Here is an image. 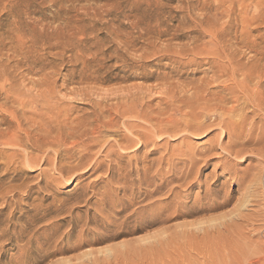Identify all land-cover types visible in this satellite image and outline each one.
Masks as SVG:
<instances>
[{
    "label": "rangeland",
    "instance_id": "obj_1",
    "mask_svg": "<svg viewBox=\"0 0 264 264\" xmlns=\"http://www.w3.org/2000/svg\"><path fill=\"white\" fill-rule=\"evenodd\" d=\"M258 12L264 18V0H0V131L2 117L19 116L24 124L35 123L32 133L38 124L41 131L52 124L49 130L60 125L66 132L93 113L107 116L118 104L152 111L157 123L170 122L162 120L155 132L138 121L140 127L132 131L149 136L146 146L122 152L116 145L100 155L103 141L114 143L112 131L129 135L119 119L118 129L102 133L99 145L82 158L85 164L92 155L102 168L84 174L75 186L53 181L59 175L52 165L58 159L63 168L77 163L82 148H29L40 168L20 164V170L7 173L2 165L16 158L6 156L11 151L5 149L0 154V229L8 230L0 239V264H264V157L256 155L264 142L246 144L241 155L229 154L240 147H228L230 137L220 125L224 120L243 137L263 129L259 120L264 118L249 104L225 117L215 111L214 101L206 104L210 109L195 106V98L207 100L209 93L228 96L221 88L232 82L218 74V64L235 68L253 61L252 44L264 40V24L257 27L250 19ZM9 85L13 89L5 95ZM6 96L21 104L13 105ZM189 100L200 118L186 107ZM195 123L203 131H192ZM68 148L74 152L70 160L65 159ZM113 166L120 170L112 175L106 169ZM131 169L140 171L131 174ZM123 170L130 174L121 186L114 180ZM90 185L93 193L86 190ZM155 187L157 192L144 199ZM105 191L111 198L101 205ZM81 193L84 197L77 198ZM126 198L136 199L126 210L114 203ZM35 215L43 219L26 225ZM124 219L125 231L138 221L153 224L108 239ZM146 238L149 242H142ZM106 248L109 256L102 253Z\"/></svg>",
    "mask_w": 264,
    "mask_h": 264
},
{
    "label": "bare ground",
    "instance_id": "obj_2",
    "mask_svg": "<svg viewBox=\"0 0 264 264\" xmlns=\"http://www.w3.org/2000/svg\"><path fill=\"white\" fill-rule=\"evenodd\" d=\"M261 11V10H260ZM214 18V17H213ZM204 19V18H203ZM208 19V18H207ZM206 19V20H207ZM210 19V18H209ZM251 21H254L255 24L258 23L259 24H264V18L262 17L261 14H259L258 12V15L254 16L253 18H250ZM202 21V20H201ZM211 21V20H210ZM250 21V22H251ZM73 22V21H72ZM204 22H205V19H204ZM214 22V21H213ZM202 23V22H201ZM207 23V22H206ZM254 23H250V26L253 25ZM203 25V24H202ZM208 25V24H206ZM257 25V24H256ZM257 25V27H258ZM204 26V25H203ZM256 27V28H257ZM261 27V26H260ZM210 28V27H209ZM254 30L256 29L255 27H253ZM252 28V29H253ZM260 29V28H258ZM212 31V30H211ZM209 31V32H211ZM246 31V30H245ZM252 31V30H250ZM206 33V32H205ZM215 33V32H214ZM219 33V32H218ZM221 33H225L223 31H221ZM213 34V32H212ZM211 34V35H212ZM214 37H216V35H212ZM213 37V38H214ZM263 37V36H262ZM212 38V39H213ZM261 38V37H260ZM264 43V40L262 39L260 41V43H257L256 44V41L254 44H252V48L254 49V47L256 48L255 50V58L253 59V61L248 64V65H240L239 62L238 64H234L235 68L233 67H228V66H225L223 64H218L219 65V68L217 67L218 65H216V62H215V65L217 67V69L219 70L220 69V72H218V74H222V76H225V79L228 80V82H232V84L230 86H224V88H221V91L222 89H225L228 93V96L226 95H223L224 93H219L220 96L223 95V97H218L219 94H216V96H214V98H211L212 96H210V93L208 94V98L207 100H205L206 98H201L200 97V93H197V92H200L202 89H201V86H199L200 88L198 90L197 89L195 90V87L192 88L194 89L195 91H197L195 93L196 94H200L199 97L200 98H195V106L196 108L199 106L202 107V106H205L207 107V109H210L208 107L210 106H207L208 104L212 103L214 104L215 102V111L219 113V115L225 117V116H231L233 115L234 113H236L238 110L242 109V106L243 105H247L249 104L252 108H253V111L254 112H257L259 115H261L263 118H264V66H261L259 65V63L261 61L264 60V51H262L264 49V46H262ZM257 46L259 47L258 49H261V51H258L257 49ZM220 55V54H219ZM226 55V54H225ZM228 55V54H227ZM233 55V54H232ZM234 57V55L232 56ZM226 60L227 57H226ZM238 59H236L237 61ZM214 61V60H213ZM211 61V62H213ZM235 61V60H234ZM229 62V60H228ZM250 62V61H249ZM248 62V63H249ZM220 63V62H219ZM233 63V62H232ZM232 65V64H230ZM233 66V65H232ZM215 74V73H214ZM1 75H2V72H1ZM217 76V75H215ZM219 76L221 75H218L217 77L219 78ZM221 76V77H222ZM214 77V76H213ZM237 77H240V79H238ZM216 79V78H215ZM215 79H213V81H215ZM216 82V81H215ZM207 83V82H206ZM234 86V88L231 89V86ZM4 87V86H3ZM198 87V86H197ZM203 87V85H202ZM6 88H8L6 90ZM5 88L6 92H4V94H8L9 92L11 93V86H7ZM205 88V87H204ZM4 89V88H3ZM36 89V88H35ZM11 90V91H10ZM4 91V90H3ZM14 91V90H13ZM224 91V90H223ZM15 92V91H14ZM14 92L12 95H14ZM208 91H204L202 90V94L203 93H206ZM16 93V92H15ZM5 94V95H6ZM141 95V94H140ZM194 95V94H192ZM194 95V96H195ZM205 94L202 95V97L204 96ZM212 95H215V94H212ZM8 96V95H7ZM4 97L5 100H10L11 98L9 97ZM193 96V97H194ZM206 96V95H205ZM210 96V98H209ZM11 97V96H10ZM216 97V98H215ZM18 98V97H17ZM126 98V97H125ZM13 99V100H12ZM10 101L13 105H18V104H21L17 99H14L12 98ZM189 99V98H187ZM191 99V98H190ZM189 101H192V100H189ZM189 101L187 103H189ZM211 101H214V102H211ZM182 102V101H181ZM200 102L202 104H200ZM232 102L234 105L231 106L230 108L228 109H225V105H227L228 103ZM194 103L193 101L190 102L189 104H187L186 107H190L191 111L195 108H193V105L192 104ZM6 104V103H5ZM2 105L1 109H3L6 105ZM131 104V103H130ZM185 104V103H183ZM207 104V105H206ZM231 104V103H230ZM189 105V106H188ZM192 105V106H191ZM202 105V106H201ZM20 106V105H19ZM211 106V110L213 109ZM7 107V106H6ZM184 107V106H183ZM182 107V108H183ZM63 108V107H62ZM172 108V107H171ZM197 108V109H198ZM185 109V108H184ZM197 109H195V115H196V111ZM181 110V109H180ZM199 110V109H198ZM210 110V112H211ZM15 111V110H14ZM13 110L10 111V113L12 115H16V111L14 112ZM111 111H113V113H111ZM109 112H107V116H104L102 112H99V113H93L92 116H90L91 118H89L88 121H85L83 123H80L78 126H75V127H68L66 128V132L64 130L63 132V127L60 126V125H57L56 123H54L55 125H57V130L55 131L54 128H52L55 132H57L56 134H54V136L51 134V131L52 133H54L53 130H49V126L52 125L50 124L47 128L48 130L45 128L44 130L45 131H41L42 127H39L40 129H38V126H40L39 124L37 125V130L35 131V127H34V130L35 132L32 133V131H30L31 127L33 126V124L35 125V123H33L32 125L26 120V115H24V113L26 112H22L20 113V116H25V118L23 117L24 121L23 122H26L25 124L21 122V118L19 119L18 117H14V116H11L10 114V118L11 120L13 121H10V118H9V121L8 119L6 118H3L2 117V125H4V129L2 131H0V147H4L2 151H0V154L3 156L4 154H6V152H8L7 154H9V151H11L10 155H6L8 157H10V159H12L11 157H14L16 158L14 160V163L11 164L10 162H4L5 164L2 165L3 169H5L4 171L7 173L8 171H14L16 172V170H20L19 168V165L22 164V165H26L28 166L30 169L34 168L35 167H39L40 166V160L38 158V161H34L33 158H30L29 156H31V154L29 155V152H27L26 150H28L29 148H35L36 150H41L49 145V144H53L56 145L55 147L57 146H60L63 148V146H67L68 147H71V148H76V147H80V149L82 148V152H84L80 157H78L77 159H79V161L71 166H67L66 168H63L62 165H61V159H58L60 161H58L57 163L53 164L52 167L53 169L55 170L56 173H58L57 175H59V178L53 180V181H56V180H60L62 183H65L66 185H76L77 184V181L79 178H81L84 174L86 173H89V172H96L98 171L99 169H101V163L97 162L94 158L92 160V155L91 157L89 158L88 162H86L85 164L82 163V158H86L88 157L89 155L87 154L89 150H91V148L99 145V141H100V136L101 134H105V131H112L115 129H118V122H119V119H122L121 121V125L123 127V129H125L127 131V133H129V135L127 134H119V132H111L112 134H114L116 136L115 140H114V143H111L110 141L109 142H106V141H103V143L99 146V149H100V155H102V153L105 152V156H106V153H107V149L109 147H112V146H116L122 151L124 152L125 150H130V151H138L139 149H141L142 147L146 146V141L147 139L149 138V136L147 135H143V134H139L138 132H134L132 131V127H140L139 124H138V121H143L146 122L150 125V127H152V129L156 132L157 131V124H162V119L161 121H159L160 123H157L158 122V118L154 116L155 113H153L152 111H150L149 113H146V111L143 113L141 112H138L136 111V109H134V106L130 105V106H126V105H123V104H118L116 105V107L111 110ZM171 111V110H170ZM192 111V112H193ZM206 111V110H205ZM209 111V110H208ZM148 112V111H147ZM182 112V111H180ZM191 112V114H192ZM240 112V111H239ZM106 113V112H105ZM172 113V111H171ZM207 113V112H206ZM159 114V113H157ZM156 114V115H157ZM166 114V113H164ZM187 114V113H186ZM104 116L103 118H101L100 116ZM167 115V114H166ZM36 116V115H35ZM41 116V115H40ZM159 117H161L160 115H158ZM164 116V115H163ZM187 116V115H186ZM197 118H200V116L198 117V115H196ZM194 116V117H196ZM192 117V118H194ZM202 117V116H201ZM240 117V116H239ZM39 118V117H38ZM228 118V117H227ZM40 119L39 118V122H40ZM91 119V120H90ZM105 119V121L103 120ZM167 120L169 118H166ZM165 119V123H170L168 121H166ZM188 119V117H187ZM191 119V118H190ZM189 119V120H190ZM43 120V118H42ZM64 120V119H63ZM128 120V121H127ZM129 120H135V123H131L129 122ZM160 120V119H159ZM188 120V121H189ZM193 121V119H191ZM200 120V119H199ZM228 120V119H227ZM62 121V120H61ZM157 121V122H156ZM171 121V124H168L169 127L170 125L171 126H174L175 127V123H172V120H169ZM187 121V122H188ZM194 121L196 122L197 120L194 119ZM261 122V124L264 126V120H259ZM64 122V121H63ZM66 122V121H65ZM73 122V121H72ZM200 122V121H199ZM253 122V121H252ZM52 123V122H51ZM166 123V124H167ZM67 124V123H66ZM70 125V123H68ZM74 124V123H72ZM71 124V126H72ZM165 124V125H166ZM174 124V125H173ZM190 124V123H189ZM65 125V124H64ZM188 125V124H187ZM191 125V124H190ZM196 126H194V128L192 129L195 130L196 132L199 131V130H202V125H197L195 123ZM220 125H222L224 127L223 130H225V135L227 134L228 137H230V144L228 145V147H234V148H237V147H240V149H234L232 148V150L234 149L235 151H228L229 154H233V155H241L244 153L242 147H244L246 144H252V145H260L261 143L264 142V128L261 129L258 133H251V134H248V135H245L243 137L240 136L239 133H234V131L232 129L229 128V125L227 123L224 122V120H222L220 122ZM239 125V124H237ZM24 126H27L26 128ZM54 126V125H53ZM51 126V127H53ZM178 126V125H177ZM56 127V126H55ZM67 127V126H65ZM158 127L162 128L163 129V126H159ZM166 127V126H164ZM173 127H171L172 129ZM180 128V127H179ZM186 128H190V126H186ZM207 128V127H206ZM65 129V128H64ZM166 129H168L166 127ZM170 129V128H169ZM47 130V131H46ZM159 130V129H158ZM175 130V129H173ZM188 130V129H187ZM162 130H160L161 132ZM164 131V129H163ZM166 131V130H165ZM176 131V130H175ZM184 131V129H183ZM203 131V130H202ZM42 132V134H40ZM168 134V130L166 131ZM173 132V131H172ZM201 132V131H200ZM107 133V132H106ZM110 133V132H109ZM159 133V132H158ZM160 134V133H159ZM162 134V133H161ZM170 134V133H169ZM51 135V136H50ZM178 137V136H177ZM114 139V138H112ZM150 139V138H149ZM221 139V138H220ZM71 140V141H69ZM69 141V143H68ZM112 141V140H111ZM101 142V141H100ZM113 142V141H112ZM68 143V144H67ZM81 145V146H80ZM52 146V147H53ZM51 147V146H50ZM51 147V148H52ZM59 147V148H60ZM46 148V147H45ZM44 148V149H45ZM67 148V147H65ZM5 149L8 150L5 152ZM17 149H22L24 152H18L17 153ZM34 149V150H35ZM40 151V152H41ZM44 152V151H42ZM41 152V153H42ZM81 152V151H80ZM74 152H72V149L69 150L66 149L65 151V159H73V154ZM78 153V152H77ZM55 154V153H54ZM76 154V153H75ZM97 154V153H96ZM256 155H258L260 158H263L264 157V146H262L257 152H256ZM57 156H60V155H57ZM97 156V155H96ZM95 156V157H96ZM32 157V156H31ZM39 157V156H38ZM6 158V157H5ZM47 158V156H46ZM49 158V157H48ZM56 158V156H55ZM60 158V157H59ZM9 159V158H8ZM9 159V160H10ZM43 159V157H42ZM64 159V158H63ZM62 159V160H63ZM37 160V159H36ZM45 160V159H44ZM47 160V163L49 162V164L51 163L50 160L48 161ZM52 160L54 161V158H52ZM56 160V159H55ZM86 160V159H85ZM98 160V159H97ZM11 161V160H10ZM16 162V163H15ZM46 162V161H44ZM56 162V161H55ZM60 162V163H59ZM85 162V161H84ZM59 163V164H58ZM45 164V163H44ZM48 164V165H49ZM1 165V164H0ZM51 165V164H50ZM85 165V166H83ZM64 166V165H63ZM40 168V167H39ZM109 173H111L113 175V171L114 170H120L119 168H117L116 166H113V167H109L106 169ZM261 170V169H260ZM140 170L138 169H131V174H138ZM142 173L144 174V176L146 175L145 173V170H141ZM129 171H125L123 170L121 173L122 174H119L116 178H115V183L123 186L125 184H127V176H129L130 172L128 173ZM15 175V174H14ZM147 176V175H146ZM149 177V176H148ZM150 178V177H149ZM148 178V179H149ZM256 178V177H255ZM255 178H254V181H255ZM258 180V179H257ZM264 180V178H263ZM47 180H45L43 182V185L44 187H49L50 186V183L46 182ZM146 181V180H145ZM254 181L252 182V184L254 183ZM149 183V180L147 181ZM240 182V181H239ZM263 185H264V181L262 182ZM135 185H138L137 183ZM105 186H108V185H105ZM154 186V185H153ZM126 187V186H125ZM15 187L14 185L13 186H10L8 189L10 190H13ZM158 188V187H157ZM157 188H153L151 189L148 193H144V199H150V197H152L156 192H157ZM129 189V188H128ZM159 189V188H158ZM86 190H91V192L93 193V190H94V187H91L88 186L86 187ZM250 190V189H249ZM108 191V190H107ZM102 192V195L104 197H107V198H104L101 202V205H104L106 204L108 201L107 199H109V197L111 198L109 194H111L110 192ZM132 191V190H131ZM146 191V190H145ZM13 193V192H12ZM126 193V192H125ZM129 193V191H128ZM133 193V192H132ZM139 193V192H138ZM84 194L85 193H81L79 194V196L77 198H80L81 196L84 197ZM140 194V193H139ZM246 195V194H245ZM126 196V195H125ZM130 196H131V193H130ZM129 196V197H130ZM139 196V195H138ZM137 196V197H138ZM128 197V196H127ZM133 197H135L133 195ZM125 198V197H124ZM121 199V198H120ZM116 200L114 199V203L118 204V205H123V209L126 210L128 209L129 207H131V204L133 200H136V199H130V198H126V199H123V200ZM138 199V198H137ZM142 199V198H141ZM143 201V200H142ZM242 203V202H241ZM150 204V203H149ZM247 204V200L244 199L241 207L243 208L244 206H246ZM249 205V204H248ZM240 206V205H239ZM238 206V207H239ZM150 206H148L149 208ZM146 210V209H145ZM140 212H143V211H140ZM139 214V213H138ZM36 215L34 216L33 219H31L30 221L26 222V225H35L37 224L38 222H40L43 217H38V218H35ZM127 219H124L123 220V223L121 224L122 227L119 228L118 231H115L116 233L114 234H109L108 235V239H112V238H115L116 237H119L120 235H129V234H133V233H136L138 231H141L143 229H146L148 227H150L152 224H153V221L152 220H144V221H138L135 225H133L132 229L130 230H124L123 229V225L125 223ZM9 222V221H8ZM15 224H9V227H14ZM120 226V225H119ZM8 230L5 229H0V239L4 237L5 235V232ZM24 231V230H23ZM24 234V232H22ZM20 232V234H22ZM19 235V234H18ZM23 235H19L18 238H21L23 239ZM160 237V236H159ZM149 238H146L145 240L143 239L142 242H149ZM111 250L110 249H105L104 251H102V253H104L106 256H109L111 254ZM90 254H86L85 257H89ZM36 258H34L33 262H37L38 260H35ZM41 259V258H40ZM66 262V261H65Z\"/></svg>",
    "mask_w": 264,
    "mask_h": 264
}]
</instances>
